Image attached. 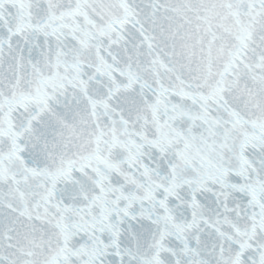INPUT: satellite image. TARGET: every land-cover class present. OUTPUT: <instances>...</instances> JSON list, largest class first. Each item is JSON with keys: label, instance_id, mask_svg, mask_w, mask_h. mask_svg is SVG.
Returning a JSON list of instances; mask_svg holds the SVG:
<instances>
[{"label": "snow or ice", "instance_id": "snow-or-ice-1", "mask_svg": "<svg viewBox=\"0 0 264 264\" xmlns=\"http://www.w3.org/2000/svg\"><path fill=\"white\" fill-rule=\"evenodd\" d=\"M0 264H264V0H0Z\"/></svg>", "mask_w": 264, "mask_h": 264}]
</instances>
